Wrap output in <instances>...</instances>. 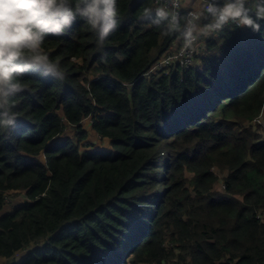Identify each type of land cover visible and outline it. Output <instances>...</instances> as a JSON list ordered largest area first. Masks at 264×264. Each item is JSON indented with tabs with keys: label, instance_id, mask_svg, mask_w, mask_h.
Wrapping results in <instances>:
<instances>
[{
	"label": "trees",
	"instance_id": "16d2710c",
	"mask_svg": "<svg viewBox=\"0 0 264 264\" xmlns=\"http://www.w3.org/2000/svg\"><path fill=\"white\" fill-rule=\"evenodd\" d=\"M117 7L103 39L79 17L46 37L64 79L33 67L0 109V263L264 264V20L148 74L180 31Z\"/></svg>",
	"mask_w": 264,
	"mask_h": 264
},
{
	"label": "clouds",
	"instance_id": "9594fccd",
	"mask_svg": "<svg viewBox=\"0 0 264 264\" xmlns=\"http://www.w3.org/2000/svg\"><path fill=\"white\" fill-rule=\"evenodd\" d=\"M171 4L178 9L180 0H171ZM151 11L145 9V14ZM205 11L212 20L200 29L204 35L222 29L229 22L259 32L260 21L264 20V4L246 7V0H226L223 6L208 3ZM155 14L154 23L171 16L170 30L179 28L178 12L159 6ZM77 17L86 20L103 39L117 26V0H0V109L13 103L10 97L25 91L20 77L33 67L43 66L44 74L64 79L60 64L50 59L43 43L48 36L64 33ZM200 18L201 13H188V27L183 35L189 43L195 39V22ZM6 123H13V119Z\"/></svg>",
	"mask_w": 264,
	"mask_h": 264
},
{
	"label": "built area",
	"instance_id": "2783aa9c",
	"mask_svg": "<svg viewBox=\"0 0 264 264\" xmlns=\"http://www.w3.org/2000/svg\"><path fill=\"white\" fill-rule=\"evenodd\" d=\"M191 0H180V7L178 9L173 8L171 4V0H155V7L166 6L170 11L178 12L179 15V28L180 31V41L178 42V46H176L172 51L165 54L161 59H159L148 74L151 72H158L164 68L170 67L172 65H180L183 68H190L196 61V56L199 51L200 44V34L202 33L200 29H202L205 25H203V21L208 16L211 18L210 14H208L205 9L208 3H214L213 0H194L192 4H186ZM226 2V0H225ZM254 0H246V7H255ZM201 13V18L197 20L195 23L197 25V30L193 33L195 39H193L190 43L187 42L184 38V31L188 27V13ZM171 20V16H169L168 21ZM212 20V18H211ZM211 22V21H210ZM209 22V23H210ZM233 22H229L222 29L216 30L212 33H220L222 30L232 26Z\"/></svg>",
	"mask_w": 264,
	"mask_h": 264
},
{
	"label": "rangeland",
	"instance_id": "374dc122",
	"mask_svg": "<svg viewBox=\"0 0 264 264\" xmlns=\"http://www.w3.org/2000/svg\"><path fill=\"white\" fill-rule=\"evenodd\" d=\"M210 34H211V33H210ZM210 34H208V35H210ZM206 36H207V35H206ZM205 45H206V42H205V39L203 38V39L200 40V44H199V51H200V52H201L202 49H203L202 46H205ZM85 123H86V127H85V128H87V129H91V128H90V121L87 120ZM263 124H264V120H263V123H261V125H262V130H260L261 133L264 134ZM74 132H75V131H74V128H68V129H67V133H66L65 135L53 139V140L49 143V146H51V147L56 146L57 144L61 143L62 139H64L65 137L75 135ZM93 135H94V134H93ZM91 139H92L93 141L96 142V143H95V145H96L95 148H98V149H100V150L103 149L104 152L110 148L109 140H107V139H101V136L98 135V134H97V136H95V135H94L93 137L91 136ZM39 158H40L41 161H43V162L45 161V159H44L43 156H40ZM224 172H225V171H224ZM224 172L221 171V172H220V174H221L220 176L224 177ZM223 185H224V184H223V180L221 179V180L219 181V183L216 185V188H217V189H223V188H224ZM13 203H15V202H13ZM13 203H12V204H13ZM7 209H8V208H7ZM10 210H11V209H8L7 211H10ZM5 211H6V210H5ZM3 213H4V211H3L2 213H0V216H1ZM2 262H3V260H2ZM2 262H1L0 264H2Z\"/></svg>",
	"mask_w": 264,
	"mask_h": 264
}]
</instances>
